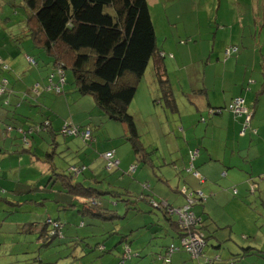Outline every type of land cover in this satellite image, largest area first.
Instances as JSON below:
<instances>
[{"label":"rangeland","instance_id":"374dc122","mask_svg":"<svg viewBox=\"0 0 264 264\" xmlns=\"http://www.w3.org/2000/svg\"><path fill=\"white\" fill-rule=\"evenodd\" d=\"M148 3L158 46L174 48L171 54L177 60L173 57L168 62L179 64L181 61L186 65L184 71L172 73L173 89L181 108L187 106V102L179 83L181 77H188L189 73L199 77L213 76L214 71L218 74V65L229 60L226 73L229 95L237 92V85L241 89L246 77L253 76L258 81L256 76L260 78L261 73L264 79V0H148ZM22 5V0H0V58L3 63L0 65V84L6 82L9 90L0 96V167L3 168L0 172V264H120V254L114 247L121 236H127L134 256L126 264H165L159 259L160 251L172 243L178 244V239L173 238L176 236L173 231L168 233L169 228L163 230L160 225L162 212L146 200H151L156 193L169 205L176 199L186 202L176 191L183 187L186 176V165L183 163L185 167L180 169L178 160L182 159L180 152L187 151V143L193 144V139L184 138L177 115L164 104H156L161 97L156 85L150 83L152 67L139 86L129 113L138 127L139 141L145 146L140 156L152 158L153 163L141 162L136 156L124 123L104 116L93 97L80 95L71 70L66 72L63 93L45 91L53 78L58 77L51 59L36 48L31 37H26L28 15ZM234 48L238 51L228 57L226 51ZM28 56L37 63H31ZM184 65L176 68L181 69ZM209 87L214 86L211 83ZM155 89L157 98H154ZM244 89L247 105L253 104L257 95L260 115L263 114L261 81L257 85H245ZM83 103L88 114L81 112ZM46 112L57 118L61 113L65 114V120L72 122L74 119L76 125L88 123L93 130L92 141L85 143L81 138L61 134L53 137L44 131L29 133V126L33 122L39 124ZM59 117L63 119L61 115ZM9 126L13 130L8 132L7 136L11 137L8 140L2 133ZM22 126L28 131L24 141V135H18L16 130ZM242 131L243 126L239 132L241 137ZM13 136L19 138L12 142ZM234 148V143L219 146L222 154H232ZM21 149H30L31 154L21 153ZM153 149H157L155 155H151ZM109 151H114L121 161L119 170H109L104 157ZM173 152L181 158L172 157ZM47 154L53 156L57 173L71 176L73 171L80 173L79 169L85 167L82 174H74V182L102 191L130 192L133 205L125 203L127 196L120 197L123 201L101 196L100 199H111L108 207L112 212H106L119 216L112 221L81 214L77 207L70 209L73 199L61 192V181L51 180L54 175L48 168ZM135 167L137 169L133 170ZM16 188L19 195L14 194ZM91 204L95 205L92 208L94 214L103 208L93 200ZM244 206V210H236V216L229 205L225 212L218 206H208V212L219 215V223H210L208 228H203L210 245L204 250L203 260H194L183 252L173 257L172 264H204L205 259L217 260L214 264H264V254L247 252L244 257L248 243L264 249L263 202L250 201V206ZM58 218L65 224L66 237L44 246L40 240L43 228L49 219ZM229 225H232L231 231ZM115 232L120 235L111 239L113 243L108 249L114 252L101 255L98 249L95 250V241L91 237L100 238ZM82 235L86 239L80 241ZM214 235L218 240L211 238ZM220 241L229 244V249L218 248ZM119 248H122L121 252L125 251L126 242L118 245ZM181 254L185 256L182 261L178 259Z\"/></svg>","mask_w":264,"mask_h":264},{"label":"trees","instance_id":"16d2710c","mask_svg":"<svg viewBox=\"0 0 264 264\" xmlns=\"http://www.w3.org/2000/svg\"><path fill=\"white\" fill-rule=\"evenodd\" d=\"M22 3V7L24 6L28 15L27 29L24 33H26V37L32 38L36 48L41 49L51 59L52 67L58 77L53 78L52 83L45 88V91H54L57 94L63 93L67 83L66 72L71 70L80 95L93 97L97 107L101 109L104 116L124 123L131 135L136 156L139 157L141 162L153 163L154 160L152 158L146 159L145 156H140V152L145 149V146L139 141L138 127L134 117L129 113V108L137 95L138 89H140L139 86L152 67V62L154 63V70L152 71L153 81L157 82L160 88L161 103L171 113L176 110L177 103L165 66V63L171 64L168 60L175 56L171 54V50L162 51V48L160 49L157 44L156 30L150 14L148 0H22ZM237 51L238 48L229 49V54ZM34 62L37 63L36 60ZM1 64L3 63L0 58ZM62 76L64 84L61 82ZM56 86H60V92L57 91ZM262 86L263 88L260 92L264 89V82ZM5 88L6 92L4 94L9 91L7 83ZM205 120V117L201 119L202 122H205ZM66 125L76 130L77 134L69 135L64 133ZM52 128V121L50 117H47L39 124L33 122L29 126L28 131L32 134L44 131L53 137L61 134L64 137L81 138L85 143L92 141L93 130L88 123L83 122L81 126L65 121L58 133L53 132ZM12 130L13 128L9 126L8 131L6 129L3 130V136L7 138L8 132ZM16 130L20 135H24L23 141L24 139L27 140L28 131L25 130V127H19ZM88 132H90L89 138L85 136ZM249 132L257 134V130L251 126L246 130L247 134ZM196 150L199 151V149H193L188 152L189 163L186 167V172L196 178L201 185L205 179L199 174L196 167V161L199 157L194 160V167L191 168V155ZM21 152L31 153V150L22 149ZM155 153L156 149H153L151 155H155ZM145 154L148 155L147 152ZM47 156L49 157L48 165L50 171L54 175L51 180L55 182L61 181V192L75 198L92 199L94 202L100 203V205L103 200L107 202L106 210L103 209V206L99 213L94 214L92 211L94 205L89 204L85 212L90 210L91 215L109 221L119 218L116 213L108 214L106 212L108 210L112 212L108 207L111 199H100L103 195L119 200H121L120 197L127 196L125 203L133 205V196L130 192L102 191L95 187L86 186L81 182H74V174L76 176L82 174L85 167L83 169L78 168L80 173L73 171L74 174H71V176L57 173V167L53 163V156L50 154H47ZM114 159L119 160L116 154ZM119 168L112 170H119ZM74 169L77 168L74 167ZM109 170L111 171V169ZM163 183L167 182L163 181ZM144 186L148 187L147 184H144ZM184 190H187V192L185 193ZM176 191L186 200L184 205H169L163 199H159L156 193L151 197V200H146L151 206L162 212L163 219L160 220V225H163V230L169 228L168 233L173 231L176 234L173 238L177 237L178 239V244L172 243L160 251L159 259L165 264H172L173 257L176 254L185 252L194 260H203L204 250L209 245V242L207 241V236L203 233L202 222L197 226L184 227L181 224L182 219H180L176 211H183L185 208L190 207L195 213V207L204 204L208 196L202 190H191L187 186H183ZM199 192L203 193V198L200 197ZM189 194L193 196L190 197ZM143 196L146 197V195ZM140 200H144V198H140ZM190 200L195 201V204L193 205ZM64 228L65 224L59 218L57 220L49 219L40 236V240H43L42 244L47 246L57 238H65ZM200 233L204 237V248L199 255H194L185 244V239L191 234ZM93 237L96 238L97 236L94 235ZM121 238L123 239L122 245L126 242V249L120 255V264H126L134 256L130 243L127 242V236H121ZM154 245H158V243ZM97 249L101 255L107 252L113 253V251H106L104 244L95 246V250ZM254 253H261V251H254ZM261 254L264 253L262 252ZM245 256L247 255L244 254ZM179 257L185 256L181 254ZM215 261L217 260L205 259L203 262L204 264H214ZM199 264L202 263L200 262Z\"/></svg>","mask_w":264,"mask_h":264},{"label":"crops","instance_id":"0c3cea01","mask_svg":"<svg viewBox=\"0 0 264 264\" xmlns=\"http://www.w3.org/2000/svg\"><path fill=\"white\" fill-rule=\"evenodd\" d=\"M170 50H174V48L165 47V46L162 47V51L164 52ZM227 56L228 57L232 56V54L230 55L227 54ZM174 58H175L174 60H177L176 56ZM178 62L180 63L176 64L171 62V64L169 65L165 63V66L168 71L167 75H169L170 77V83L173 86V88L175 81L172 78V73L180 72V70L182 72L186 68V65L182 64L181 61ZM181 65H184L181 67V69L176 68V66H181ZM228 66H229V60L226 62V64L218 65L217 68L218 74L214 71L215 75L213 76L211 75L209 77H207L206 74H204L203 77H199L190 73L188 77L182 76L179 84L183 86V91L181 93L185 101L187 102L186 104L187 106H185L184 108L180 107L179 102L177 100L176 90L173 89L174 97L177 103V108L172 113L173 115H177V120L182 124L180 130L183 131L184 138L186 139L192 138L193 144L191 143V141H189L187 143V149H186L187 151L180 152V156L182 157V159L178 160L181 157L178 154H175V152H173L171 155L172 157L176 158L178 161L181 162L180 163L181 164L180 169H181L185 167L183 163H185L186 167L189 163L188 152L190 150L199 149L200 151L199 158L196 161V167L198 169L199 174H201L205 180L200 185L198 180H196V178H194L185 171L186 172V176L184 178L185 184L183 186L184 187L187 186L191 190H202L203 193L208 196L204 204L195 207V213L198 217L201 218V222L203 224L202 227L204 228H208L207 224L219 223L218 221L219 215L217 213H214L213 211L208 212L207 211L208 206H214V205L218 206L219 208H221L223 212H225L226 206L229 205L231 207L232 213L236 216L235 214L236 210L237 209L244 210L245 209L244 205L250 206V201L252 203H256L257 201L261 200L264 205V113L260 115L261 110L259 109V106L257 104L258 102L257 95L255 97L253 104H250L248 106L247 105L248 101H245L246 108H248L251 112L254 113L250 126L257 130V134H251V132H249V134L246 133L241 137L239 132L241 130V127L244 125V117H235L232 113H230L228 109L230 103L234 98L237 97L245 98L244 96L245 85H250V86L257 85L260 81L262 85L264 79L261 77V73L259 75L260 78H258V76H256L254 72V75L257 77L258 81L256 80V78L254 79L253 76H251L249 79L248 77H246L242 81L241 89H239L240 85L239 86L237 85L236 87L238 88L237 92L229 95V91L227 89V82H226V73L228 72ZM152 67H153L152 69L153 71L154 70L153 62H152ZM150 73H151L149 76L150 83L152 86L156 85L160 95L161 92L158 83L153 81L154 76L152 75V72ZM246 81L248 82L246 83ZM211 83L214 86L212 87V89L209 87V84ZM157 97L158 96H156V89H155L154 98ZM156 104H162L161 99ZM52 110L54 109L52 108ZM211 111H213L214 113L210 114ZM81 112L82 114L83 113L88 114L84 103L81 106ZM42 115L43 118L41 122H43L47 117H50L53 127L52 130L55 133L56 132L58 133L60 131L65 121H68L65 120L66 118L64 116L65 114L62 115V113L60 115L63 117V119L59 117L60 115L57 118L53 116V114L48 112L43 113ZM206 116L207 119L209 118V121L206 119L205 122H202L201 119L203 117L206 118ZM67 119H68V115H67ZM71 121L74 123V119H72ZM201 123H206V125L204 126ZM17 133L19 135L18 131ZM7 139L9 140L11 139V137L7 136ZM13 139H18V137L13 136L11 140L12 142ZM223 143L235 144V148L232 154L229 153L227 154L226 152L222 154L220 152L219 146ZM149 146L152 148V145ZM120 165H121V161H120ZM2 169L3 168H1V172ZM132 169L136 170L137 167ZM16 187H18V185H16ZM235 191L236 194H234ZM18 192H19L18 188H16L14 194L19 195ZM70 197L71 199H73L72 204H74V206H72L71 204L70 209H72L73 207H77L78 209H80L79 212L81 211L80 212L81 214H91L90 210H87L85 212V209L86 207H89V204H91L90 202L92 199L83 198V197H76V198L72 196ZM106 203H107L106 201L104 203L101 202V206H104L105 208L107 206ZM184 203L181 202L179 199H176L173 205L184 204ZM83 225L84 224L82 223V226ZM231 226L232 225H229L230 231H231ZM69 234H73V233H69ZM117 234L120 235L119 233L115 232V233H111L108 236L101 235L100 238L98 236L96 238L92 236L91 239L95 241V246L96 244L97 246L98 245L102 246V244H104L106 251H108L109 245H112L113 243L111 239H113ZM77 235L79 236L78 233ZM82 236H83L82 238H79L81 239L80 241L86 238L84 235ZM211 238H215L216 240H218V238H216L215 235ZM87 240H89V238H87ZM249 241L250 240H244V242H249ZM122 242L123 239L121 238L118 245H120ZM222 242L223 241H220V243H218L219 245L218 248L223 246V248L229 249V244H224L225 241L223 243ZM234 244L236 243L234 242ZM248 244L249 246L246 249V252H244V254H246L247 252H254V251L256 252L261 251V253L262 252L264 253V249H260L252 245L251 243ZM118 245L114 247V250H117L118 253L121 255L122 248L117 249ZM136 256L139 255L137 254ZM178 259L182 261L184 257H179Z\"/></svg>","mask_w":264,"mask_h":264},{"label":"built area","instance_id":"2783aa9c","mask_svg":"<svg viewBox=\"0 0 264 264\" xmlns=\"http://www.w3.org/2000/svg\"><path fill=\"white\" fill-rule=\"evenodd\" d=\"M227 54H229V50L227 51ZM29 61L31 63H34V60L30 57H28ZM62 84H64V79L62 76L61 79ZM6 83H3L0 85V96L6 92ZM56 89L58 92H60V86H56ZM230 113H232L235 117H244V125H243V131L241 132V135H244L246 133V130L250 127L251 121L253 119L254 113L251 112L248 108H246V102L245 98L242 97H237L232 100L228 107ZM211 114L214 113L213 111L210 112ZM64 133L67 134H77L76 130L72 129L71 127L69 128L68 125L65 126V131ZM87 138L90 137V132L85 134ZM199 151L196 150L192 153L191 158H192V164L191 168L194 167V160L199 157ZM105 159L108 161V167L109 169H114L119 167L120 161L115 160V152H108L104 155ZM197 176H200L199 174H196ZM186 193L187 190H184ZM236 193V191H235ZM190 197H192V194H189ZM200 197L203 198V193L199 192ZM207 200V198L205 199ZM190 202L194 205L195 201L190 200ZM183 210V209H182ZM176 213L179 215L180 219H182L181 224L184 227H192V226H197L201 223V218L198 217L190 207L185 208L183 211L177 210ZM185 244L189 248V250L194 254V255H199L204 248V237L203 235L200 234H191L187 239H185Z\"/></svg>","mask_w":264,"mask_h":264}]
</instances>
